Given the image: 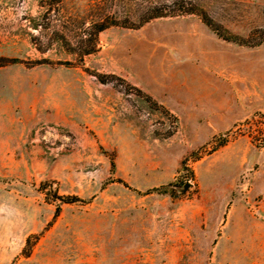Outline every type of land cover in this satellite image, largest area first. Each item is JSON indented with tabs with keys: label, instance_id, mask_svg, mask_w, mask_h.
Instances as JSON below:
<instances>
[{
	"label": "rangeland",
	"instance_id": "1",
	"mask_svg": "<svg viewBox=\"0 0 264 264\" xmlns=\"http://www.w3.org/2000/svg\"><path fill=\"white\" fill-rule=\"evenodd\" d=\"M175 1L0 0V264H264V0L93 34Z\"/></svg>",
	"mask_w": 264,
	"mask_h": 264
},
{
	"label": "trees",
	"instance_id": "2",
	"mask_svg": "<svg viewBox=\"0 0 264 264\" xmlns=\"http://www.w3.org/2000/svg\"><path fill=\"white\" fill-rule=\"evenodd\" d=\"M182 14H198L200 16V18L202 19V21L208 26L210 27L211 30H213L219 37L223 38L224 40L230 41V42H235V43H239V44H245V45H253V44H260L261 42L264 41V37H262V39L260 41H257L256 43H248V41H241L238 37L230 35V34H226L225 30L222 28L221 25L217 24L213 18L203 9H199L195 6H193V4L186 2L184 0H177L171 4H165V5H157L155 7H153L150 11H148L141 19L138 23L135 22H130L129 20L123 22V23H118L116 20H109L106 19L104 21H100V22H96L95 24H93V34L96 37V35L98 33H100L101 31L114 26V25H121L127 28H140L141 26H143L146 22L154 19V18H159V17H165V16H176V15H182ZM97 50V45L96 42L94 43V45L87 47L84 50H81L77 56H78V60L79 62H83L84 61V56L90 53H93ZM97 76V78L99 79V81H101L102 83H108V82H112L114 80H116L119 77H116L115 75H109V74H105V73H97L95 74ZM116 78V79H115ZM132 88H136L138 89L140 92L142 91V89H139L137 87H132ZM130 89H128V87H126V91L128 92ZM148 98L150 100H152V102L157 105V106H163L161 104H159L157 101H155L150 95H148ZM257 116L263 117L264 118V113H262L261 111H258L255 113L254 118H252V120L249 121V123L251 121H254L258 119L256 118ZM256 118V119H255ZM259 122V121H258ZM228 142V139H222L221 142L218 144V146H223L226 145V143ZM215 150L217 149V147L214 148ZM196 152H192L191 156L194 155ZM189 159V157L185 158L182 162L183 164V168H187V160ZM114 164V163H113ZM119 182H123L126 186H128V184L123 181L122 179H118ZM176 184L175 183H170L168 186L157 188V190L161 193H167L169 192V188L170 187H174ZM156 188L152 189L155 190ZM175 188H172V190H174ZM176 190V189H175ZM140 192V191H139ZM148 192H151L150 190ZM172 192V191H171ZM173 194V193H172ZM55 198L58 199L61 203H67V204H72V203H84L86 202L85 199H83L82 197L78 196V195H65V194H59L58 192L55 193ZM61 206H58L57 211H56V215H58V212L60 211ZM34 238H36V240L39 238V236H34ZM33 236H29L27 238V243L24 249L25 255L29 256L31 253V249L34 245V241H32Z\"/></svg>",
	"mask_w": 264,
	"mask_h": 264
},
{
	"label": "crops",
	"instance_id": "3",
	"mask_svg": "<svg viewBox=\"0 0 264 264\" xmlns=\"http://www.w3.org/2000/svg\"><path fill=\"white\" fill-rule=\"evenodd\" d=\"M254 87L258 94L256 97L248 100V106L260 111L264 109V76L262 73H259L258 75L256 74ZM244 101L247 102L246 99Z\"/></svg>",
	"mask_w": 264,
	"mask_h": 264
},
{
	"label": "built area",
	"instance_id": "4",
	"mask_svg": "<svg viewBox=\"0 0 264 264\" xmlns=\"http://www.w3.org/2000/svg\"><path fill=\"white\" fill-rule=\"evenodd\" d=\"M258 127L262 130L261 135L264 136V118L263 121H260Z\"/></svg>",
	"mask_w": 264,
	"mask_h": 264
},
{
	"label": "water",
	"instance_id": "5",
	"mask_svg": "<svg viewBox=\"0 0 264 264\" xmlns=\"http://www.w3.org/2000/svg\"><path fill=\"white\" fill-rule=\"evenodd\" d=\"M188 186H189V183H186V184H185V188H187ZM156 190H157V189H156Z\"/></svg>",
	"mask_w": 264,
	"mask_h": 264
}]
</instances>
